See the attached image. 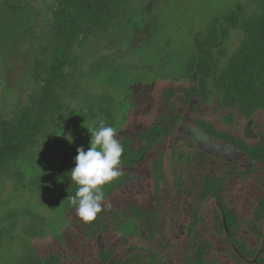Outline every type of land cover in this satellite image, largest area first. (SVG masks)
Segmentation results:
<instances>
[{"label":"rangeland","instance_id":"374dc122","mask_svg":"<svg viewBox=\"0 0 264 264\" xmlns=\"http://www.w3.org/2000/svg\"><path fill=\"white\" fill-rule=\"evenodd\" d=\"M253 1L131 0L118 24L80 36L71 51L72 62L64 70L68 79L62 101L67 111L54 122L49 118L44 132L16 160L0 164V264H15L49 247L68 248L78 261L94 264L95 240L102 234L106 245L119 244L126 237L128 250L155 253L151 219L168 224L175 214L168 191L173 154L166 153L163 178L158 181L150 167L152 157L122 169L105 187L104 211L85 224L67 198L77 189L70 173L77 149L87 151L91 143L87 128L94 122L88 112L109 106L114 119L125 115L124 123L114 126L120 143L152 127L163 108V91L170 94L174 108L183 112L186 107L180 106L179 97L192 86L184 72L194 36L234 11L250 15ZM8 3L22 12L5 7ZM56 8L53 0H0V122H13L37 99L42 88L39 78L53 58ZM243 39L239 30L229 32L218 56L221 66ZM29 52L41 63L36 72ZM5 64L18 66L20 74L27 71L15 89L7 88ZM191 116L195 123H210L217 131L242 134L244 120L238 113L217 111L213 102L196 104ZM180 134L199 149L232 160L229 147L208 139L196 127L187 124ZM43 180L40 190L34 188ZM254 188L249 184L247 192L256 195ZM32 224H38L34 228L42 230L41 237L23 233Z\"/></svg>","mask_w":264,"mask_h":264},{"label":"trees","instance_id":"16d2710c","mask_svg":"<svg viewBox=\"0 0 264 264\" xmlns=\"http://www.w3.org/2000/svg\"><path fill=\"white\" fill-rule=\"evenodd\" d=\"M128 1L131 0H53L57 8L52 62L45 75L38 77L42 88L32 108L16 115L13 122H0V164L16 160L24 147L44 132L50 119L54 122L67 111L62 101L68 79L64 70L72 62L73 46L80 43L82 34L96 29L105 32L103 26H114L123 20ZM252 4L254 11L250 15L234 11L215 19L194 36L184 72L192 86L182 90L179 97L185 110L177 111L170 94L163 91V108L152 127L121 142L124 153L120 170L152 157L150 167L155 181L163 178L166 153L173 154L175 163L169 172L168 191L175 214L168 224L151 219L155 253L128 250L127 238L119 244L106 245L105 237L100 236L96 240L99 264H264V0H254ZM5 7L22 12L10 3ZM233 29L239 30L244 39L221 66L218 56ZM29 56L36 72L41 63L30 52ZM2 58L6 60L7 56ZM18 68L6 65L8 89H15L27 76V71L20 74ZM212 102L217 111L238 113L244 120L242 134L217 131L210 123L192 120L196 104ZM90 112L94 126L99 121L115 126V112L109 106ZM187 124L229 147L232 160L201 150L183 138L180 129ZM43 183L44 180L34 188L40 190ZM249 184L255 187L256 195L247 192ZM30 228L23 231L27 236ZM88 263L78 261L68 248L49 247L15 264Z\"/></svg>","mask_w":264,"mask_h":264},{"label":"clouds","instance_id":"9594fccd","mask_svg":"<svg viewBox=\"0 0 264 264\" xmlns=\"http://www.w3.org/2000/svg\"><path fill=\"white\" fill-rule=\"evenodd\" d=\"M87 130L91 134L90 147L87 151L83 147L77 149L75 167L70 172L77 189L75 195L67 198L85 224L95 221L104 211L105 187L121 175L124 153L115 127L99 121L98 126Z\"/></svg>","mask_w":264,"mask_h":264},{"label":"flooded vegetation","instance_id":"af4514ba","mask_svg":"<svg viewBox=\"0 0 264 264\" xmlns=\"http://www.w3.org/2000/svg\"><path fill=\"white\" fill-rule=\"evenodd\" d=\"M122 107H123V106H120V108H118V109H121ZM124 107H125V106H124ZM99 109H100V108H99ZM97 110H98V109H97ZM95 112H96V111H95ZM90 113L92 114V113H94V112H90ZM88 114H89V112H88ZM89 117L91 118L90 120L93 121V122L95 123V120L90 116V114H89ZM124 117H125V115H121V113H120V117L117 118L116 122L119 121V122H121V123L123 124V123H124V119H125ZM92 119H93V120H92ZM93 126H94V124H93ZM90 135H91V134H90ZM142 158H143V157H142ZM137 162H138V163H137ZM135 163H136L135 166H137V164H139L140 161H136ZM141 164H142V163H140V165H141ZM135 166H133V167H135ZM129 168H131V167H128V168H125V169H126V170H129ZM120 171H121V170H120ZM121 172H122V171H121ZM34 227H36V226H33V227L30 228V231H29L30 236H31V231H32V229H33ZM37 227H38V226H37ZM40 231H41V230H40ZM23 233H24V232H23ZM100 236H104V237H105V243H106V236L103 235V234L100 235ZM100 236H99V237H100ZM99 237H98V238H99ZM31 238H33V236H31ZM125 238H126V237H125ZM96 240H97V238H96ZM96 240H95V246L97 245ZM127 243H128V239H127ZM127 243H126V244H127ZM96 248H97V247H96ZM88 264H93V263L90 261V263H88ZM94 264H99L98 262H96V256H95V263H94Z\"/></svg>","mask_w":264,"mask_h":264},{"label":"water","instance_id":"95a60500","mask_svg":"<svg viewBox=\"0 0 264 264\" xmlns=\"http://www.w3.org/2000/svg\"><path fill=\"white\" fill-rule=\"evenodd\" d=\"M40 233H41V231H40V229H38V228H34V229H32V231H31V235H32L33 237L39 236ZM191 251H192V257H193V246H192V245H191Z\"/></svg>","mask_w":264,"mask_h":264}]
</instances>
